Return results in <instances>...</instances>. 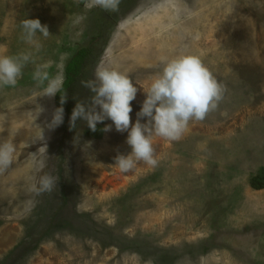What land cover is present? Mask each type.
<instances>
[{
  "label": "rangeland",
  "instance_id": "rangeland-1",
  "mask_svg": "<svg viewBox=\"0 0 264 264\" xmlns=\"http://www.w3.org/2000/svg\"><path fill=\"white\" fill-rule=\"evenodd\" d=\"M89 3L0 0V56H31L18 84L0 87V143L16 149L0 171V264H264V188L249 184L264 174V0H127L116 12ZM107 13L116 23L100 36ZM26 18L50 34L29 43ZM95 36L75 105H90L82 82L98 66L118 68L138 88L134 125L162 58L186 54L225 88L219 106L190 121L180 140L153 137L155 166L118 169L115 158L132 149L110 119L98 124L99 138L85 135V121L71 128L65 112L49 128L56 95H44L47 82L33 74L41 69L62 85L75 50ZM44 175L57 184L37 194Z\"/></svg>",
  "mask_w": 264,
  "mask_h": 264
},
{
  "label": "clouds",
  "instance_id": "clouds-1",
  "mask_svg": "<svg viewBox=\"0 0 264 264\" xmlns=\"http://www.w3.org/2000/svg\"><path fill=\"white\" fill-rule=\"evenodd\" d=\"M120 0H90L89 7H99L105 11L119 10ZM24 38L32 43L37 33L47 37L50 32L39 18H26L21 22ZM29 54L0 56V87H15L23 77V69L30 62ZM163 68L146 91L147 98L138 119L132 124V101L138 92L130 75L115 67L98 66L95 79L83 81L85 87L93 93L90 105L78 102L74 108L70 127L76 128L77 121H85L95 132L99 123L110 119L118 132H128L127 143L131 152L115 158V165L121 172L132 170L136 163L155 166L153 137H162L169 141L180 140L187 131L190 121L204 120L207 114L216 109L224 98L225 88L197 55L186 54L173 59L162 58ZM33 79L45 85L44 95L55 96L61 93L62 85L49 79L48 73L38 69ZM138 83V82H137ZM67 96H61V107L55 110L49 128H55L64 122V107ZM99 108V110H97ZM148 118L141 123L139 118ZM112 130V124L105 125L103 131ZM15 145L11 142L0 143V171L7 170L14 160ZM57 181L51 175L39 178L33 187L37 194L51 192Z\"/></svg>",
  "mask_w": 264,
  "mask_h": 264
},
{
  "label": "trees",
  "instance_id": "trees-1",
  "mask_svg": "<svg viewBox=\"0 0 264 264\" xmlns=\"http://www.w3.org/2000/svg\"><path fill=\"white\" fill-rule=\"evenodd\" d=\"M127 0H120V3ZM120 5V4H119ZM111 15L107 14H101L99 18L100 27H99V35H103L106 31L104 30L107 26H114L116 22H113V24H110V19L114 17H110ZM109 19V21H108ZM115 20V19H114ZM100 35V36H101ZM99 37V36H98ZM97 40V36L93 37L91 43L88 46L78 48L75 50V53L68 61V64L66 66L65 70V80L62 84V90L61 93H57L55 96V105L57 108L61 107V96L66 95L67 99L66 102L63 104L64 112L69 116L72 114L74 108L76 107L74 101L75 96L78 93V84L81 82V80L86 75V70L91 65L92 56L94 54V42ZM98 131L93 132L91 129H87L85 131V135L93 138H99L100 132ZM249 184L253 189L260 190L264 188V174L259 173L253 175L250 180ZM60 212L59 209L57 210V213L54 214L53 219H51L50 223L47 226V229L49 230L53 224V221L60 218ZM61 222V220H59Z\"/></svg>",
  "mask_w": 264,
  "mask_h": 264
}]
</instances>
